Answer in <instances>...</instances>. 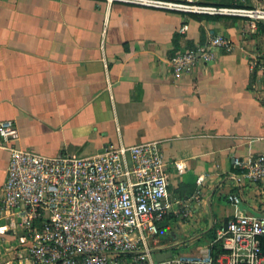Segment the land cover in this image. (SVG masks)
<instances>
[{"label":"crops","instance_id":"0c3cea01","mask_svg":"<svg viewBox=\"0 0 264 264\" xmlns=\"http://www.w3.org/2000/svg\"><path fill=\"white\" fill-rule=\"evenodd\" d=\"M256 23L104 0H0V120L15 123L17 146L48 156L158 140L170 207L151 242L155 258L216 255L218 225L236 213L264 215V180L248 179L234 162L264 152V74L251 67L255 57L264 65ZM208 30L233 48H215L190 71L167 62ZM1 142L0 188L8 160ZM17 221L0 212L8 226L0 264H35Z\"/></svg>","mask_w":264,"mask_h":264},{"label":"built area","instance_id":"2783aa9c","mask_svg":"<svg viewBox=\"0 0 264 264\" xmlns=\"http://www.w3.org/2000/svg\"><path fill=\"white\" fill-rule=\"evenodd\" d=\"M200 16L264 21V0L215 4L206 0H104ZM187 23L179 26L184 32ZM204 42L178 50L167 62L190 71L230 51L233 41L207 31ZM263 62L254 58L251 67ZM1 144L8 149L0 188V212L17 216L20 238L28 241L35 264H264V215L236 213L216 227L219 252L205 257L182 254L155 258L151 242L169 210L167 172L158 140L108 146L91 156H48L15 144L13 120H0ZM234 162L250 180H264V152ZM177 165V164H176ZM177 167H179L177 165ZM228 199L240 201L236 193ZM8 226L0 224V232Z\"/></svg>","mask_w":264,"mask_h":264},{"label":"rangeland","instance_id":"374dc122","mask_svg":"<svg viewBox=\"0 0 264 264\" xmlns=\"http://www.w3.org/2000/svg\"><path fill=\"white\" fill-rule=\"evenodd\" d=\"M261 31L264 32V21H260V22H257L256 23L255 30H253V33H256V32L259 33Z\"/></svg>","mask_w":264,"mask_h":264},{"label":"water","instance_id":"95a60500","mask_svg":"<svg viewBox=\"0 0 264 264\" xmlns=\"http://www.w3.org/2000/svg\"><path fill=\"white\" fill-rule=\"evenodd\" d=\"M169 254H170V253L167 252L165 256H169ZM163 258H164V255H163V254H156V259H157V260H163Z\"/></svg>","mask_w":264,"mask_h":264},{"label":"trees","instance_id":"16d2710c","mask_svg":"<svg viewBox=\"0 0 264 264\" xmlns=\"http://www.w3.org/2000/svg\"><path fill=\"white\" fill-rule=\"evenodd\" d=\"M262 248H263V250H264V239H263V241H262Z\"/></svg>","mask_w":264,"mask_h":264}]
</instances>
